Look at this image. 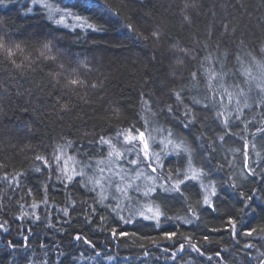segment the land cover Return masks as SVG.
Listing matches in <instances>:
<instances>
[{
	"label": "trees",
	"instance_id": "obj_1",
	"mask_svg": "<svg viewBox=\"0 0 264 264\" xmlns=\"http://www.w3.org/2000/svg\"><path fill=\"white\" fill-rule=\"evenodd\" d=\"M50 2L86 17L97 30L77 27L71 18L67 23L72 27L56 25L31 0H0V34L6 31L12 42L22 46L24 53L17 62L25 65L18 69L0 58V164L4 165L0 167V223L6 221L8 228L7 232L0 229V264H261L264 238L241 232L264 227V137L256 132L264 126V106L244 109L241 120L233 117L226 134L215 118L218 108L202 107L209 103L204 99L203 81L194 87L189 74L195 71L199 79L198 69L209 53L227 52L229 68L242 51L264 62V0ZM44 43H51L46 54L55 60L40 55ZM252 71L259 75L255 67ZM68 76H79L85 86L65 88ZM181 88L183 105L173 96ZM193 97L202 104L193 105ZM144 101L157 114L149 131L168 128L174 137L182 138L193 167L206 173L203 184L215 188L211 207L203 203L206 192L198 181L181 185L182 194L158 188L151 200L164 213L159 226L138 216L133 223H123L111 208L97 204L95 194L83 185L73 181L65 186L57 179L55 166L47 169L35 160L36 155L51 160L56 145L67 140L74 142L67 151L78 159H103L106 150L97 145L99 137L133 125L144 131L140 119ZM169 105L172 114L167 112ZM184 106L196 117L187 128ZM162 163L165 173L171 170L175 178L177 169L187 168L188 157L183 152L170 154ZM37 167L40 172L34 170ZM16 173H24L18 186L12 180ZM249 195L252 199L242 203ZM45 197L47 204L42 203ZM33 203L39 207L31 208ZM65 208L68 216L62 211ZM22 212L29 215L20 219ZM121 215L128 218L125 212ZM230 218L237 222L234 237L227 223ZM112 229L135 235L113 237ZM173 231L177 233L173 240L164 238L165 232ZM77 234L91 240L95 250L76 241ZM184 237L205 254L192 251ZM9 240L16 249L8 245ZM177 240L185 243L184 252H177ZM25 243L27 248L22 247ZM246 243L256 246L246 249ZM173 252H177L175 260Z\"/></svg>",
	"mask_w": 264,
	"mask_h": 264
},
{
	"label": "snow or ice",
	"instance_id": "obj_2",
	"mask_svg": "<svg viewBox=\"0 0 264 264\" xmlns=\"http://www.w3.org/2000/svg\"><path fill=\"white\" fill-rule=\"evenodd\" d=\"M34 6L43 8L47 13V18L52 23L56 25H62L64 27H72L67 21L71 18L76 21L77 27L95 29V26L88 23L86 17H82L71 11L67 6L60 7L58 4L50 2V0H31ZM107 7V5H105ZM32 8H28V12H31ZM129 29H132V25H127ZM154 37L158 38L156 33L152 34ZM143 39H148V37H142ZM52 48L51 43H44V51L40 52L41 56L46 59L55 60V56H49L46 53ZM186 55L188 51L186 49H181ZM264 51V49H262ZM24 49L19 43H14L9 38L7 32L0 34V58L11 63L18 69L23 68L24 62H17L18 57L23 55ZM228 53L223 52L220 56H213L211 53L204 56L203 62H201L198 71L200 72V77L198 79L197 72H191L189 75L193 81L194 87H199L200 81H203L205 88L204 99L209 103L202 104L200 99L196 97L192 98L193 105H201L207 109L210 106L217 107L218 110L215 113V118L219 120L225 129L227 134L230 129L233 117L236 120H241L244 115V109H250L254 105L264 106V62L258 60L251 52H239L236 53L235 64L232 68H229L226 64ZM27 59V57H25ZM207 65V66H205ZM253 67L258 70L259 75H253ZM63 68V65H61ZM64 87H82L85 86L86 81L81 79L79 76H68L65 77ZM91 87L95 88L96 85L92 84ZM183 88L180 90H174L173 96L179 105H183L184 97L182 95ZM234 106V107H231ZM67 108V104L63 105ZM143 107L145 112L140 116L142 120V126L144 131H141L135 126L120 129L115 131L114 135L101 136L99 140L96 141L97 145L103 150H106V155L103 159H98L93 162L92 157L85 156L84 159H78L77 155L70 154L67 149L73 146V141L67 140L64 144L56 145L55 150L51 153V160L49 157L44 155H36L35 160L41 161L42 164L47 169H52L55 166V170L59 172L57 179L61 183L71 184L75 181L78 184L83 185L88 189L89 192L95 194V202L106 208H111L121 221L125 224L133 223L134 217H142L145 220H153L156 225L159 226L160 218L164 213L160 210L159 205H154L151 197L157 192L159 188L163 192H176L181 193V185H185L188 181H198L200 187L203 188L205 192L209 191L211 187V195H215L214 186L206 187L203 184V177L206 173L203 169H196L192 165L191 152L182 138L174 137L171 129L168 128H152L149 131L151 121L156 117V113L152 111L150 105L147 101L143 102ZM184 117L187 121L184 123V127H188L190 123L194 122L196 117L193 114L191 108L184 106ZM231 107V110H230ZM167 112L169 114L173 113V108L171 105L167 106ZM248 123L244 124V130H247ZM148 133L147 136L145 133ZM256 132L264 137V126L257 127ZM153 133H161V138L157 141ZM220 140L224 137L220 136ZM243 139V137H241ZM91 143V142H90ZM159 144L160 150L155 151L154 145ZM247 142L244 144V148L247 149ZM255 147V145H253ZM186 153L188 157L187 168L181 172L179 169L175 172V178L171 170L165 173L164 165L162 163V155L167 156L170 154L180 155L181 153ZM247 153L245 152V156ZM259 155V153H257ZM132 157V158H129ZM0 167H4L0 164ZM157 168L160 169L163 175L157 173ZM36 172H40L41 168L37 167L34 169ZM150 170V171H149ZM249 172L254 173V169L249 168ZM24 173H16L12 175V180L19 185V177L23 176ZM79 178V179H77ZM4 180H9V174L5 173ZM49 179L51 177L49 176ZM140 182V183H138ZM46 189V185H44ZM31 193V189H28ZM243 197V194H242ZM141 198L147 200V203L135 204ZM115 201L114 204H105V201ZM250 201L252 196L249 195L242 199ZM47 198L42 201V203L47 204ZM129 202H133L131 205ZM86 203V202H83ZM203 203L211 207V201L208 196L205 195ZM31 208L35 209L39 207L38 204L33 203ZM244 207L247 208L248 204L244 203ZM195 211L193 209H189ZM214 210V209H213ZM65 216L69 215V209L65 208L62 210ZM92 212L96 209L91 208ZM127 211L128 218L125 219L122 212ZM243 211V209H241ZM27 212H22L20 219L28 216ZM35 220H40V216L34 215ZM101 220L104 217H100ZM177 219H180L177 217ZM189 222V221H185ZM4 223H0V229L5 232L8 228ZM228 226L231 229V235L234 237L236 235V220L229 219ZM211 231H218V229H211ZM254 234L264 238V227L251 228L249 230L241 232V235L253 237ZM111 235L113 237L135 235V233H128L126 231H121L117 233L116 229L111 230ZM176 232H165L164 238L167 240H173L176 237ZM25 241L27 237L24 238ZM74 239L76 241H81L85 245H88L93 250H95L96 245L86 237H82L77 234ZM189 245L192 251L196 252L198 255L203 256L205 253L201 250L199 246L191 243V239L188 237L183 238ZM205 241L208 240L207 236L203 238ZM8 245L16 249L17 245L13 244L12 241H7ZM155 243V241H153ZM256 245L253 243H246L244 247L246 249L253 248ZM22 247L27 248L28 245L25 243ZM143 247V245H141ZM175 247L177 252L185 251V243L177 240L175 242ZM167 252L168 249H165ZM177 252L171 254V259L175 260ZM96 256H100V252L95 253ZM149 253L146 251L144 256H148ZM216 256H220L217 252ZM264 255V254H262ZM222 258V257H221ZM108 259H114L113 257H108ZM209 260L212 259L211 256L208 257ZM264 264V261L261 262Z\"/></svg>",
	"mask_w": 264,
	"mask_h": 264
},
{
	"label": "rangeland",
	"instance_id": "obj_3",
	"mask_svg": "<svg viewBox=\"0 0 264 264\" xmlns=\"http://www.w3.org/2000/svg\"><path fill=\"white\" fill-rule=\"evenodd\" d=\"M145 135L147 136V134L145 133ZM156 137V139H157V141H159V139L161 138V134L159 135H157V136H155ZM154 150L155 151H159L160 150V146H159V144L157 143L156 145H154ZM245 152L247 153V155L245 156ZM243 156L245 157V159L247 160V157H248V151L247 150H245V151H243ZM164 156L162 155V158H163ZM129 158H132V157H129ZM244 160V159H243ZM244 163L246 164V161L244 160ZM150 171V170H149ZM157 173H159V174H161L162 175V173L160 172V169L159 168H157ZM138 183H140V182H138ZM206 187H208V186H206ZM206 195L208 196V198H209V200H210V198H211V187H209V191L208 192H206ZM113 204L115 203V201H111ZM130 203V205L133 203V202H129ZM143 203H147V200H145L144 198H141L139 201H136L135 202V204H143ZM125 214H128L127 213V211H125ZM125 216V215H124ZM128 217V216H127Z\"/></svg>",
	"mask_w": 264,
	"mask_h": 264
}]
</instances>
